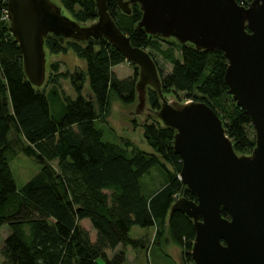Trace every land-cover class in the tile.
<instances>
[{
	"label": "trees",
	"instance_id": "trees-1",
	"mask_svg": "<svg viewBox=\"0 0 264 264\" xmlns=\"http://www.w3.org/2000/svg\"><path fill=\"white\" fill-rule=\"evenodd\" d=\"M252 1L238 3L249 7ZM7 2L0 0V228L7 226L10 233L1 264H126V249H148L146 239L131 236L135 227L155 229V243L160 247L168 233L182 249L181 264H195L193 221L180 212L170 215L178 199L196 201L179 179L182 162L174 152L176 132L156 117H148L140 124L144 142L152 150L148 152L130 139L106 141L105 130L99 128L108 127L114 98L126 106L137 101L138 68L131 64L136 74L121 80L112 69L127 61L106 40L83 45L61 43L50 36L45 49L53 55L73 53L85 61L86 70L62 72L59 63H52L45 85L34 87L9 31ZM59 2L79 24L98 19L95 0ZM108 11L134 47L147 51L160 50L162 42L169 45L162 54L173 68L165 77L160 75L165 97L183 93L192 102L206 103L222 120L236 153L250 155L256 145L251 137L254 129L248 114L228 93L224 53L197 51L138 31L142 17L138 6L128 16L110 1ZM61 80L69 81L74 98L64 94ZM86 83L92 98L84 95ZM50 96L63 102L59 117L51 113ZM148 102L153 111L160 109V98L151 88ZM21 154L42 169L19 189L11 160ZM155 168L165 173L166 183L146 196L141 179ZM223 216L229 218L228 212L223 211ZM85 220L96 232L95 241L81 225Z\"/></svg>",
	"mask_w": 264,
	"mask_h": 264
},
{
	"label": "water",
	"instance_id": "water-1",
	"mask_svg": "<svg viewBox=\"0 0 264 264\" xmlns=\"http://www.w3.org/2000/svg\"><path fill=\"white\" fill-rule=\"evenodd\" d=\"M113 1L125 15L138 6V31L174 40L197 51H222L228 60L225 83L234 102L249 116L256 145L250 155H238L222 120L202 102L167 100L157 64L134 47L108 11ZM98 19L83 26L53 0H8L9 31L19 45L24 73L36 88L47 80L46 40L86 45L106 40L139 71L134 110L115 117L121 133L131 134L123 116L141 117L150 111L173 129L174 152L182 162L179 179L196 201L178 199L170 215L180 212L196 232L195 264H264V0L249 7L238 0H95ZM161 101L156 112L147 108L148 89ZM228 212L229 218L223 216Z\"/></svg>",
	"mask_w": 264,
	"mask_h": 264
},
{
	"label": "rangeland",
	"instance_id": "rangeland-1",
	"mask_svg": "<svg viewBox=\"0 0 264 264\" xmlns=\"http://www.w3.org/2000/svg\"><path fill=\"white\" fill-rule=\"evenodd\" d=\"M53 1L60 5L59 0H53ZM65 13L67 16L72 18L68 12ZM93 22L95 21L80 23V24L83 26H87V25H91V23ZM168 47H169L168 44L162 42L160 44V50L158 49L155 50L152 48H149L147 50V52L151 53V55L154 57V61L157 63V67L159 70V75H161L162 77H165L167 74H169L173 68V66L164 58L162 54V51L167 50ZM46 54H47V80L49 76V66L52 63H59L62 72H68V71L73 72L78 69H81L83 71L86 70L85 61L78 59L73 53L69 52L67 54L53 55L49 52L48 49H46ZM175 55L178 58H180V53L177 50L175 51ZM112 72L114 75H116V77H118L121 80L127 79L129 77H133L136 74V70L128 62H125L119 66L114 67L112 69ZM137 73L139 76V71H137ZM52 86H53L52 84L48 85L47 90L49 91L52 88ZM61 87L65 95L71 98L75 97V93L69 81L61 80ZM84 95L87 98H92V93L87 83L84 90ZM61 98L63 97L61 96ZM165 98L167 100H175L180 103H187L193 101L191 99L186 98V95L183 93H179L177 95L168 94ZM137 102L138 100L135 102V104L126 106L114 98L112 104V112L108 117L109 125L108 127L106 125H99V128L105 130L106 141L115 142L117 138L130 139L143 150L152 152V150L148 147V145H143L139 143L138 138H132L130 134L125 132L121 133L119 130L118 123L114 120L115 117L121 115L120 111L129 112L131 110H134L136 108ZM62 103L63 102L58 100L55 96L53 97L50 96L51 113L54 116L59 117L62 115L63 113ZM116 108H119L120 111H116ZM147 108L153 111L148 102V97H147ZM150 116L155 117L153 113H151L150 111H146L143 115V120L139 116L137 117L135 116L133 118L129 116H123L121 118V122L122 124L129 125L131 127V134L134 136H138V134L142 132V138H143V130L140 124H143L145 120ZM251 137L252 138L255 137L254 131H251ZM168 168L172 170L171 166L169 165ZM11 169L14 179L16 181V185L20 189L24 187L33 177H35L41 171L42 165H40L33 159H30L21 154L11 160ZM165 183H166V175L160 168L153 169L150 174L144 176L141 179V187L143 193L146 196H150L158 192L165 185ZM81 225L89 232L91 238L95 239V232L92 226L90 225V222L88 220H85L84 222H82ZM155 232H156L155 229H141L137 227H135L132 230L131 236L133 238L135 239L142 238L148 241V249L139 250V251H134L130 248L126 249V253H127L126 264H181V262L178 263V259L181 258L182 261V249L172 242L168 233L165 234L163 240L161 241L162 243L161 247L158 246L155 243ZM9 233L10 230L7 226L0 228V264L3 261L1 252L4 247V241L9 235ZM110 256L112 257V254H110Z\"/></svg>",
	"mask_w": 264,
	"mask_h": 264
},
{
	"label": "crops",
	"instance_id": "crops-1",
	"mask_svg": "<svg viewBox=\"0 0 264 264\" xmlns=\"http://www.w3.org/2000/svg\"><path fill=\"white\" fill-rule=\"evenodd\" d=\"M83 222H84V221H83ZM90 225H91V224H90ZM94 232H95V231H94ZM91 239H92V238H91ZM95 239H96V232H95ZM95 239H92V241H95ZM140 239H141V238H140ZM118 249H120V248H118ZM110 254H112V253H109V255H110ZM180 262H181V258L178 259V263H180Z\"/></svg>",
	"mask_w": 264,
	"mask_h": 264
},
{
	"label": "built area",
	"instance_id": "built-area-1",
	"mask_svg": "<svg viewBox=\"0 0 264 264\" xmlns=\"http://www.w3.org/2000/svg\"><path fill=\"white\" fill-rule=\"evenodd\" d=\"M190 102H192V101H190Z\"/></svg>",
	"mask_w": 264,
	"mask_h": 264
}]
</instances>
